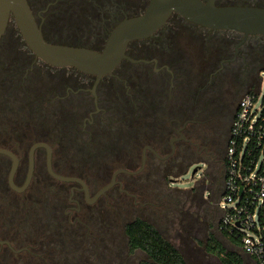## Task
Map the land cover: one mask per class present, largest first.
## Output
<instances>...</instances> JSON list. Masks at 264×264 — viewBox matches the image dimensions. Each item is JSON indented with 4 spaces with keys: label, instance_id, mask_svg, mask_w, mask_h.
Segmentation results:
<instances>
[{
    "label": "flooded vegetation",
    "instance_id": "flooded-vegetation-1",
    "mask_svg": "<svg viewBox=\"0 0 264 264\" xmlns=\"http://www.w3.org/2000/svg\"><path fill=\"white\" fill-rule=\"evenodd\" d=\"M131 1L120 0L108 18L102 16L105 28L97 27L95 37L85 39L82 34L90 32L74 26L78 19L70 18L68 3L27 0L45 41L96 51L102 50L116 25L142 14L149 3ZM212 1L216 7L264 8V0ZM5 34L0 40V64L4 48L9 50L7 56H17L10 79L0 71V127L6 122L10 127L33 122L39 127L52 125L57 135L6 142L0 134V150L17 161L13 176L17 189L25 183L30 150L40 145L33 152L29 185L21 192L8 184L12 158L0 153V264H134L129 255L139 250L128 247L125 226L130 222L124 225L126 242L119 241L116 226L124 208L117 199L139 204L141 186L119 177L140 176L152 162L173 161L171 168L178 169L195 165L203 183L217 176L222 190L238 102L257 87L264 70V36L207 29L173 14L150 37L131 42L120 64L97 78L70 67H51L34 57L19 33L15 41L3 40ZM18 150L26 152L22 156ZM48 152L55 175L84 185L52 177L46 167ZM70 156L139 161L134 170L127 164L116 171H137L143 161L144 167L133 176H116L114 184L100 193L116 171L106 185L94 189L79 176L59 170ZM38 173L58 184L44 191L49 195L46 200L38 195L20 200ZM8 194L18 200H4Z\"/></svg>",
    "mask_w": 264,
    "mask_h": 264
},
{
    "label": "rangeland",
    "instance_id": "rangeland-1",
    "mask_svg": "<svg viewBox=\"0 0 264 264\" xmlns=\"http://www.w3.org/2000/svg\"><path fill=\"white\" fill-rule=\"evenodd\" d=\"M124 1L132 2L131 0ZM133 1L139 3L143 0ZM31 2L36 4L37 0H31ZM59 2L61 4L63 2L68 3L66 8L72 10L70 18H73V21L78 19V22L74 25L75 27H78L79 24L84 32H90L82 34V36L85 39H93L95 37L93 30L97 29V27L105 28L102 16L105 15L108 18L111 9L118 5L120 0H59ZM54 23L56 24L57 22ZM57 26L60 25L57 24ZM65 26L67 27L66 24ZM67 29L70 30L69 27ZM8 31L14 41L18 40L17 29L13 23L8 25ZM3 50L4 55L3 59L1 57L0 71L5 73L7 79H10L9 74L14 72V68L11 65L17 55L14 57L13 55L7 56L8 48ZM259 81L261 86L256 107H259L264 102V70L259 73ZM3 112L5 115H9V111L4 110ZM16 126L14 124L10 127L8 122H6L5 125L0 127L1 137L6 142L9 141V138H22L24 141L31 142L37 137L54 138L57 135L52 125L45 124L48 127L46 128L39 127V124L33 122H29L28 125L23 122ZM26 151L18 150L22 156ZM263 159L261 157L259 163ZM62 161L64 164L59 168L60 171L79 176L94 189L106 185L113 172L117 169L126 167L128 164L131 165L128 169L134 170L135 166L139 165V161L130 162L107 158L77 160L72 156ZM172 163L174 162H152L148 171L140 176L132 179L125 176L119 177L120 181H128L129 184L141 186L137 189L140 191L137 199L139 204L134 205L131 200L123 197H118L117 199L119 206L124 208L123 218L118 221L116 226L120 244L123 245L126 242L123 235L125 223L139 219L151 224L181 254L186 264H220L219 258L207 251L209 239L214 240L210 243L212 246H210V250L218 248L217 243L222 246L225 252H234L235 250L231 247L232 243H229L230 239L221 234L218 229L221 212L217 209L216 203L221 191H219L218 184L215 182L217 176H212L210 180L203 183L200 178V168L195 165L184 166L180 169L178 167L171 168ZM194 168H197V170L191 176ZM148 174L150 175L148 176ZM6 177L7 170L4 172L5 181ZM57 184L48 179L46 175L38 173L32 182L31 188L20 200L30 201L36 195L40 196L42 200H46L49 195L44 193V191H49L50 187ZM39 190L41 192L36 194L35 192ZM134 194H137V192H134ZM4 200L18 199L8 194L4 196ZM223 206H225L224 203L220 202L219 208ZM129 256L133 259L134 264L147 262L146 256L139 251L131 252Z\"/></svg>",
    "mask_w": 264,
    "mask_h": 264
},
{
    "label": "water",
    "instance_id": "water-1",
    "mask_svg": "<svg viewBox=\"0 0 264 264\" xmlns=\"http://www.w3.org/2000/svg\"><path fill=\"white\" fill-rule=\"evenodd\" d=\"M173 14L181 16L192 24L219 30L231 31L247 36H264V8L257 7H216L212 0L203 3L201 0H149L145 11L135 17L125 19L116 25L109 33L104 47L100 51L56 45L44 40L42 33L31 13L27 0H0V40L8 25L13 23L27 48L35 58L54 68H74L84 74L97 78L110 74L125 58L126 48L131 42L150 37L161 28ZM34 146L29 153L28 174L23 186L19 189L13 185V176L17 161L9 152L0 150L13 160L8 176V184L12 189L23 191L30 182L33 173ZM46 167L48 173L57 180L65 182L84 183L73 178L55 175L51 170L50 153L48 152ZM137 171L118 170L100 193L107 191L120 174L133 176ZM194 168L191 176L196 172Z\"/></svg>",
    "mask_w": 264,
    "mask_h": 264
},
{
    "label": "built area",
    "instance_id": "built-area-1",
    "mask_svg": "<svg viewBox=\"0 0 264 264\" xmlns=\"http://www.w3.org/2000/svg\"><path fill=\"white\" fill-rule=\"evenodd\" d=\"M257 87L237 105L225 153L223 187L216 203L218 229L239 246L241 264H264V102ZM220 202L225 206L219 208ZM145 264H156L147 261Z\"/></svg>",
    "mask_w": 264,
    "mask_h": 264
},
{
    "label": "trees",
    "instance_id": "trees-1",
    "mask_svg": "<svg viewBox=\"0 0 264 264\" xmlns=\"http://www.w3.org/2000/svg\"><path fill=\"white\" fill-rule=\"evenodd\" d=\"M11 39L14 40L7 30L3 40ZM125 234L129 249L139 250L146 256L147 261L156 264H186L181 254L152 225L142 220L136 219L128 223L125 226ZM213 241L209 239L207 251L216 255L220 264H241L240 258L235 253L225 252L219 243H217L218 248L210 250V243Z\"/></svg>",
    "mask_w": 264,
    "mask_h": 264
},
{
    "label": "crops",
    "instance_id": "crops-1",
    "mask_svg": "<svg viewBox=\"0 0 264 264\" xmlns=\"http://www.w3.org/2000/svg\"><path fill=\"white\" fill-rule=\"evenodd\" d=\"M229 243H232L231 247L235 250L234 252H229V253H235L241 260V263L244 259V256L239 248V246H237L236 243H234L231 239L229 240Z\"/></svg>",
    "mask_w": 264,
    "mask_h": 264
}]
</instances>
